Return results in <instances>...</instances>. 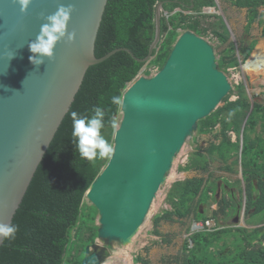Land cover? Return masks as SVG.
I'll list each match as a JSON object with an SVG mask.
<instances>
[{
    "label": "water",
    "instance_id": "95a60500",
    "mask_svg": "<svg viewBox=\"0 0 264 264\" xmlns=\"http://www.w3.org/2000/svg\"><path fill=\"white\" fill-rule=\"evenodd\" d=\"M107 2L31 0L21 12L18 0H0V223L12 222L88 68L119 50L146 65L162 39L161 1L155 37L144 58L128 47L98 57L95 42ZM61 4L73 6L67 28L75 40L62 39L52 58L34 65L29 42ZM250 52L248 48L242 60ZM10 53H15L11 60ZM143 69L123 93L113 153L85 194L97 208L98 234L86 246L81 264H104L119 247L125 253L122 247L131 245L141 230L200 120L233 88L213 43L189 28L179 31L159 70L146 74Z\"/></svg>",
    "mask_w": 264,
    "mask_h": 264
},
{
    "label": "trees",
    "instance_id": "16d2710c",
    "mask_svg": "<svg viewBox=\"0 0 264 264\" xmlns=\"http://www.w3.org/2000/svg\"><path fill=\"white\" fill-rule=\"evenodd\" d=\"M161 1V31L167 33L162 36L146 66L129 52L119 50L88 68L13 217L11 223L18 226V231L14 239H4L0 247V264H81L86 246L98 234L97 208L86 201L85 194L110 157L97 156L88 160L80 156L71 135L72 111L90 115L93 106L102 107L106 113L102 134L113 146L116 128L109 121H115L117 125L121 104L113 105L111 97L115 95L122 99L125 89L142 67L145 66L146 74L160 69L179 29H193L220 44L228 41L230 32L223 21L215 14L204 12L206 8H215L216 0H108L95 42L96 55L100 57L115 48L128 47L137 57L144 58L155 37V11ZM227 1L248 9L247 29L256 21L264 25V11L259 10L264 7V0ZM220 57L222 67L224 64H229L228 67L239 64L234 46H227ZM238 88L236 99L230 100L227 96L222 106L200 120L199 132H213L217 125L219 130L213 133L210 144L195 147L187 162L179 168L182 171L207 172L217 157L225 164L220 168L233 172L229 157L234 151L241 150L243 179L233 182L227 177L223 179L220 207L215 210L207 204L213 197L211 192L218 190L216 179L211 181L196 175L176 180L167 195L171 208L157 213L153 219L157 235L162 234V220L173 222L192 216L195 222L203 224L202 229L193 230L185 240L183 252L176 258L180 264H264V230H261L264 224L248 232L245 227L238 226L234 230L219 222L220 217L229 216L225 206L228 207L232 201L230 194L236 197V193L243 192L242 183L247 192L248 208L264 209V134L254 137L248 134L258 120H261L264 132V103L254 102L249 113L251 101L244 93L245 87L241 84ZM244 120L241 145L238 139H232L229 131L232 129L239 133ZM230 190L233 192L229 194ZM255 193L256 199L253 198ZM241 201L242 195L239 204ZM205 204L206 207L203 206ZM211 219L216 224L208 227L206 222ZM260 221L264 223V218ZM257 230H260V235L254 234ZM254 241L257 242L254 244ZM135 260L151 264L144 255H137Z\"/></svg>",
    "mask_w": 264,
    "mask_h": 264
},
{
    "label": "rangeland",
    "instance_id": "374dc122",
    "mask_svg": "<svg viewBox=\"0 0 264 264\" xmlns=\"http://www.w3.org/2000/svg\"><path fill=\"white\" fill-rule=\"evenodd\" d=\"M217 3H218V6H216L215 9L210 10V12H206V13L215 14L214 15L215 17L223 21L222 24L225 25L224 27L226 28V30L230 32L229 39L227 43H224V45L225 47L234 46L235 54L238 57V60L239 59L242 60V56L244 52L242 46H243V41H245L244 40L245 37L247 38L246 41L249 43L248 48H251L252 52L257 47L258 44L262 43L261 26H259L255 22L252 25V27L249 28L248 30L247 28L244 29V26L247 20L246 14H245L246 9L235 7L233 4H231L227 0H217ZM249 32H251V34L248 36ZM253 39H256V40H253ZM250 40H252V42ZM212 43L215 47L216 53L218 54V56H220L219 51H221V49L223 48V45H220L216 39H213ZM228 65L229 64H226V65L224 64V67L227 68ZM225 70L233 86L231 93L228 95V97H230V100H234L238 97V94H239L238 91L240 90L238 86L242 84L245 87L244 93L246 96L249 97V100L251 102L258 101V102L264 103V74L254 75L250 71L244 72V70H242V65L240 64L239 66L235 68H230V70L228 69H225ZM224 103L225 101H223L219 105V107L222 106ZM119 122H120V114H119V120H118L117 125L119 124ZM242 123L243 124L241 125V130L239 133L235 132L232 129H230L229 131V134L231 135L232 139L235 141H237L238 139L240 144L242 143V133L244 130L245 120ZM218 130H219V125H217L213 129V132L212 131L199 132L197 130L194 133V136L189 139L188 144L184 147V149L180 153L174 165V169L170 173L167 181L165 182V184L161 187L160 191L158 192V195L152 204L149 214L146 217V220L141 230L138 232V234L134 238V241L132 242V244L129 245L126 249L125 247H122L125 253L120 252V249H119L120 247L117 249H114L111 253V256L108 258V260H106L104 264H141L140 262L135 260V257L139 254L146 256L150 260L151 264H180L178 260H176V258H178V254H181L183 252V245L185 243V240L188 238V236L193 231L192 227L194 226L195 221L193 220L192 216L186 219H183V220H177L173 222L162 220L161 225H160V230L162 234L157 235L154 233L153 219L157 213L165 209L171 208V204L167 199V195H168V192L172 184L176 180H184L188 177L197 175V176H205L206 178L210 180H213L214 178H217V179L222 178L221 184H223L222 183L223 179L226 177L231 182L242 177L243 172H242V165L240 162V151L238 150L234 151L235 156L232 153L228 160V162L232 165L233 172L220 168L219 166L223 164V162L217 158H215L212 161V163L210 164V168L208 169L207 172L194 171V170H190V171L180 170L179 167L181 165H184L187 162L189 154L192 152V150L199 145L207 146L208 144H210L211 141H213V136H214L213 133H217ZM248 132H249L248 134L251 137L260 135L261 133L264 134L262 130L261 120H258L254 129H250ZM215 140H216V137H215ZM235 159L237 161H235ZM243 184L244 183H242V185ZM241 195L239 196V193H237V198L241 199ZM218 196L220 197V194H218ZM230 197L232 198V201L228 205V212L231 215L233 214L235 215L234 213L235 210H233L235 203H236L234 199V194H230ZM241 203H243V201H241ZM210 204H211V199L209 200V204L207 205L210 207V209H212ZM207 205L205 204L203 206L206 207ZM253 208H255V210L253 209L251 213H247L248 216H246L245 218V223L244 221H241L238 223L239 226L247 228L248 232L249 231L251 232L254 228L260 227L264 224L262 221H260V219L264 218V209H261L258 211L256 210V206H253ZM243 218H244V215H243ZM221 224L223 223L221 222ZM207 225L209 227H213L215 225V222L213 220H209V224ZM202 228H203V224L198 223V225H196L193 229L200 230ZM233 229L236 230L235 227H233ZM261 230H264V228H262ZM259 233H260V230H257L256 232H254L255 235L256 234L260 235ZM256 242L257 241H254V244ZM214 248L216 247H212V249Z\"/></svg>",
    "mask_w": 264,
    "mask_h": 264
},
{
    "label": "clouds",
    "instance_id": "9594fccd",
    "mask_svg": "<svg viewBox=\"0 0 264 264\" xmlns=\"http://www.w3.org/2000/svg\"><path fill=\"white\" fill-rule=\"evenodd\" d=\"M18 2L20 5L21 12H25L27 11L28 6L31 3V0H18ZM213 9L215 8H206L204 9V12H210V10ZM72 11H73V6L71 4L69 5L61 4L53 14L47 16V20L49 22L41 25L40 31L37 34L35 40L29 42V50L31 53H33V55L29 57L30 62H32L34 65H40L41 63L44 62L45 58L50 59L54 56V49L59 41L64 39L66 42H73L75 40V35H76L75 32L74 31L70 32L68 31L67 28L68 22L71 18ZM161 38H162V34H161ZM251 52L249 53V56ZM14 56L15 53H10L9 60H11ZM246 59L247 58L243 60L239 59V64L240 65L243 64ZM111 103L113 105H120L122 103V99L121 97L114 95L111 97ZM252 104L254 106V102H251V107ZM105 115H106L105 110L100 106H93L90 115H81L77 111H72L70 113V117L72 120L71 135L75 141V146L78 149L79 154L82 158L91 160L93 158H96L97 156H99L100 158H105V157H110L112 155L113 147L105 138V136L102 134V129L105 127ZM109 123L113 128L117 127L115 121H109ZM240 155H241V150H240ZM241 178L243 179V175ZM242 187H243V192H242L243 203L240 204V209H241V221H244L243 215L245 213V210L247 209L246 207H248L247 204L248 198L244 184L242 185ZM217 192H219V190ZM221 193H222V189H221ZM240 194L241 193H239V196ZM236 197H237V193H236ZM256 197L257 194L255 193L253 195V198L256 199ZM195 223L198 225V223L201 222H195ZM206 224H209V220L206 222ZM223 224L225 225L226 223ZM17 231H18V226L12 223H7V224L0 223V238L2 239H14Z\"/></svg>",
    "mask_w": 264,
    "mask_h": 264
},
{
    "label": "flooded vegetation",
    "instance_id": "af4514ba",
    "mask_svg": "<svg viewBox=\"0 0 264 264\" xmlns=\"http://www.w3.org/2000/svg\"><path fill=\"white\" fill-rule=\"evenodd\" d=\"M166 14V13H165ZM182 30V29H181ZM179 31H180V29H179ZM166 33H167V31H164V32H162V36L163 35H166ZM206 37H208V39L212 42L213 40L212 39H210V37L209 36H206ZM227 43V42H226ZM220 44V43H219ZM220 45H223V48L221 49V51H224V49L226 48L225 47V45L224 44H220ZM221 51H219V54H220V56H221ZM217 54V53H216ZM217 56H218V54H217ZM220 56H218V62H219V64H220ZM221 65V64H220ZM222 66V65H221ZM239 66V65H238ZM235 67H237V66H231V67H228L227 69L228 70H230V68H235ZM224 68V67H223ZM224 70H225V68H224ZM226 71V70H225ZM217 158V157H216ZM223 164H224V162H223ZM225 165V164H224ZM214 179H216L217 180V185H218V190H219V192H215V193H212L211 192V194L213 195V197L211 198V207H212V209L213 210H215V209H217V208H219L220 207V203H219V200H220V197H221V179L222 178H219V179H217V178H214ZM213 179V180H214ZM213 180H211V181H213ZM233 192V190H230V192H229V194L230 193H232ZM221 193V194H220ZM218 194H220V197L218 196ZM227 196V195H226ZM234 199H235V201H236V203H235V206H234V208H233V210H235V215L233 214V215H231L229 212H228V207L227 206H225V210L228 212V214H229V216H225V218L224 217H220V219H219V222H222V223H226L225 225L226 226H229V227H238L239 225H238V223L241 221V209H240V204H239V202H238V199H237V197H235L234 196ZM224 203V202H223ZM215 205H216V207H215ZM247 209L245 210V213H244V218H243V220L245 221V218H246V216H248V214L247 213H251L252 212V210L254 209L255 210V208H253V207H250V208H248V207H246ZM245 214H247V215H245Z\"/></svg>",
    "mask_w": 264,
    "mask_h": 264
},
{
    "label": "bare ground",
    "instance_id": "6f19581e",
    "mask_svg": "<svg viewBox=\"0 0 264 264\" xmlns=\"http://www.w3.org/2000/svg\"><path fill=\"white\" fill-rule=\"evenodd\" d=\"M251 54L250 60L242 65V70L250 71L254 75L264 74V49L258 48Z\"/></svg>",
    "mask_w": 264,
    "mask_h": 264
},
{
    "label": "crops",
    "instance_id": "0c3cea01",
    "mask_svg": "<svg viewBox=\"0 0 264 264\" xmlns=\"http://www.w3.org/2000/svg\"><path fill=\"white\" fill-rule=\"evenodd\" d=\"M234 6H235V5H234ZM235 7H237V6H235ZM243 9H246V13H245V14H246V19H247V12H248V9H247V8H243ZM263 9H264V7L261 8V9H259V10H260V11H264ZM221 13H222V12H221ZM254 23H255V22H254ZM254 23H253V24H254ZM256 23H257L259 26H261V39H262V43H261V44H258L257 47H256L254 50H256V49H258V48H263V49H264V33H263V26H264V25L259 24V22H257V21H256ZM253 24H252V25H253ZM246 25H247V20H246V24H245V26H244V29H246ZM251 27H252V26H251ZM251 27H250V28H251ZM247 30H248V29H247ZM250 34H251V32L248 33V36H249ZM244 40H245V41H243V46H242V47H243V50L246 51V50L248 49V47H249V43L246 41V40H247L246 37L244 38ZM253 40H256V39H253ZM250 41L252 42V40H250ZM260 41H261V40H260ZM251 50H252V49H251ZM254 50H253V51H254ZM251 55H252V54H251ZM251 55H250V57L248 58L247 62L250 60ZM247 62H246V63H247ZM214 222H215V221H214ZM215 224H216V222H215ZM238 225H239V224H238ZM214 226H215V225H214ZM208 227H209V226H208ZM232 228H233V227H232Z\"/></svg>",
    "mask_w": 264,
    "mask_h": 264
}]
</instances>
